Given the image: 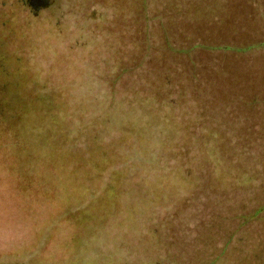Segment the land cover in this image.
<instances>
[{
    "label": "rangeland",
    "instance_id": "1",
    "mask_svg": "<svg viewBox=\"0 0 264 264\" xmlns=\"http://www.w3.org/2000/svg\"><path fill=\"white\" fill-rule=\"evenodd\" d=\"M220 1L226 36L214 13ZM237 2L245 20L234 15ZM38 19L13 20V54L0 53V264H14L7 252L23 229L41 244L76 242L59 264L73 256L78 264H264V211L243 215L251 190L161 171L167 145L159 137L156 156L146 140L157 110L168 108L141 116L140 107L159 103L157 83L184 76L189 59L201 80L217 67L264 74V0H57ZM211 21L216 30L201 32L198 23ZM220 88L204 112L215 113L211 126L222 129L226 116L215 109L229 102L247 124L264 120L245 106L249 92ZM25 259L17 263L35 262Z\"/></svg>",
    "mask_w": 264,
    "mask_h": 264
},
{
    "label": "trees",
    "instance_id": "2",
    "mask_svg": "<svg viewBox=\"0 0 264 264\" xmlns=\"http://www.w3.org/2000/svg\"><path fill=\"white\" fill-rule=\"evenodd\" d=\"M186 62L188 63V66L191 67L190 70L187 71L184 76H182V78H186V77L192 78L191 83H186L187 92L192 95L194 91L196 90L198 91V88L195 85H204L205 83L201 81L200 76L196 72L197 69L195 67L198 66L197 63H193L192 61H190V59L189 62L188 61ZM214 67L216 66H213V68ZM225 68L226 67H217L214 70L219 75L226 76L227 74H230V70L228 72ZM172 77L174 78L175 76L173 75ZM263 78H264V74H263ZM203 91L204 92L206 91L205 88H203ZM156 93L160 95L159 97H161L162 94H164V90L157 89ZM198 95H200V93ZM159 97L157 98L158 102L159 103L162 102L164 104L160 105L159 103L153 102V104L148 103L140 106L144 112V113L141 112L142 114L141 116L143 115L147 116V111H150V109L156 110L162 107L168 108L167 110H165V112L164 111L160 112L157 110L156 115H154L156 122L155 123L156 130L153 132L151 131L150 137L147 140L144 134L142 135V137H143V141L146 140L148 144L155 142L153 143V146L150 147V152L154 153L156 156L161 153V151L159 149H156L155 147L156 145L157 146L160 145V144L158 145V143L160 142L158 141L159 137L161 142L167 145L168 152L165 153L163 158L159 156V158H162L160 160V163L162 164L161 171H163L164 169L168 170L171 177L174 179L177 178V182H178L180 178L182 179V177L184 179L190 178V176L192 175L191 165L194 162L201 159L210 160L212 158V151L215 144V140L212 136V133L213 134L216 133L212 132V130L208 128L209 125L208 119L209 120L212 119L215 122V119L213 118L214 116L216 118V115L214 113L210 116L208 115L209 118L206 117L204 115V112L206 110L208 111L213 109L207 108L203 104L202 99L194 96V94L192 95V98H194L192 104L183 103L180 99L179 91L165 96L164 98H162V100ZM253 98L251 100H248L246 103L245 102L240 103L239 106H242L245 103V106L251 110L254 116L260 115L259 114L260 109L264 111L263 108L264 97L261 98L260 95H258L257 98L254 99ZM195 103H197V105H195ZM232 103L233 102H229L227 103L226 106L223 105L221 106V108L215 109V111L220 110L227 114ZM250 120H256V119L250 118ZM256 121H260V120H256ZM236 122L237 123L240 122V118H238ZM260 122H261V127H259V129L262 130L264 129V120ZM216 123L217 122H215V124ZM219 124L220 126L222 125L221 123ZM249 125L251 126V123H248V126ZM163 132L165 134L162 136ZM153 134H155V136H153ZM233 137L234 134L230 138L231 140L230 143L236 144L238 138L233 139ZM249 145L252 146V143H250ZM244 149L249 153L250 158L253 160V166H256L257 169L262 168L264 170V163L262 162V164L260 165L258 163L259 161L255 150L257 148H249L248 146L245 147ZM158 151H160L159 154ZM253 184L255 187H257L258 191H260L259 193H262V191L264 190L263 172L258 178L253 180ZM251 194L254 193L251 192ZM255 199L256 196H254L251 200L253 202L250 207L251 211H248L247 213L243 214L245 215V217H248L249 219L257 218L260 215V213L264 211V201L257 202L255 201ZM40 218L41 216L37 213L35 214V217L31 218V220L34 219L36 221L37 219ZM19 220L20 221L24 220L26 222L27 218L24 217V215L19 214ZM22 226L24 227L23 224ZM23 231L17 234L16 237H18V239L15 240L16 243H13L15 244V246L14 247L11 246L12 248L10 247L12 251L7 252V257L9 256L10 253H15L16 259H14L13 261L14 264H18L17 263L18 260L24 258L30 259L31 257L34 258L31 261H35L32 264H44L45 261L41 257L39 256L37 257V255H41L39 252H44L43 253L44 257L50 259L49 262H47L48 264H59L58 262H61L60 260L62 255L61 253H71L73 249L78 246L74 241H73V245L69 244L70 243L69 239L68 240L66 239V242L62 244L53 243L51 240L48 241L49 243L43 242L41 244L37 242V235H34L32 233L33 236L28 237L29 234L26 233L24 229ZM232 234H233L232 239L240 240L239 234L237 235L236 232H233ZM7 245L8 244H5L3 246H7ZM81 260L82 258L73 256L69 259V262L71 261L73 264H78L77 261H81Z\"/></svg>",
    "mask_w": 264,
    "mask_h": 264
},
{
    "label": "water",
    "instance_id": "3",
    "mask_svg": "<svg viewBox=\"0 0 264 264\" xmlns=\"http://www.w3.org/2000/svg\"><path fill=\"white\" fill-rule=\"evenodd\" d=\"M224 3V4H223ZM226 1H220V6L217 7V11L214 13H217L219 15V25H217V28H219L222 32L221 36H226L229 33H231V22L230 20L225 17L224 14L221 11L220 8L225 7ZM229 3V2H228ZM242 2H237V9H235L234 15L237 13V17H242L243 20H245V12L243 11L244 7H241ZM253 9L255 7L253 6ZM233 15V20L235 21L238 27H241L243 24L240 23L242 21L237 20L235 16ZM213 20V19H212ZM244 22V21H243ZM257 20L255 19V16L253 17V21L250 22L251 25H256ZM200 28V31L206 30V28H209L210 30H216V25L214 21H211L209 24V27L206 26V23L201 22L198 23ZM176 40V39H174ZM165 67H172L169 65H166ZM191 67V66H187ZM206 67V66H204ZM238 75V76H237ZM236 74H227L226 76H221L218 73H216L215 70H211L209 72V75L202 78V80H205L204 85H195L198 88V91H194V96L202 99L203 104L210 108V106L215 105L213 102V98L218 96L221 93V86L229 87L231 86H239L242 88V90L249 92L247 97L248 100H251L254 96H258L259 93L263 92L264 88V78L263 73L259 72H253V73H237ZM201 80V81H202ZM192 78L186 77L182 78L178 76L176 79L165 77L164 81H160L157 83V85L154 88V92L156 93L157 89L164 90V93L166 95H170L171 93H176L177 91L180 92V99L183 103L192 104L194 101V98H192V95L187 92V84L191 83ZM218 85V86H217ZM218 87V91H217ZM203 88H205V92L203 91ZM146 93V91H144ZM143 93V92H142ZM200 93V95H198ZM157 94V93H156ZM158 95V94H157ZM213 95V97H209ZM195 97V98H196ZM209 97V98H207ZM261 98L264 97V92L262 95H260ZM162 98V97H159ZM217 99V98H216ZM247 100V101H248ZM221 108V107H219ZM217 108V109H219ZM223 112V111H222ZM226 116V119H224V123L221 125L222 129L217 128L216 126H211L212 124H215V122L211 120V123H208V128L212 130V132H215L216 134L212 133V136L215 140V144L212 151V158L210 160L207 159H201L197 160L191 165L192 175L193 178H197L198 180H203L204 178H212L214 180H217L219 182L224 181L226 185H228L233 190L235 188L237 189H244L249 188L251 192L254 194H251V200L254 196L258 195L260 191H258L257 187L254 186L253 180L258 178L262 172L264 173V170L257 169L256 166H253V160L250 158L249 153L245 151V147L249 148H257L256 153L258 157V163L259 165L264 163V129L260 130L259 127H261V122L256 120H250L251 126H247L246 119H241L243 116L241 113V109L239 108H232L230 106L229 111L227 114L223 112ZM236 113H239L238 116ZM238 116V117H237ZM240 118V122H236V120ZM219 131V132H218ZM231 131V132H230ZM234 134V138H238L237 143H230V138ZM252 143V146L249 144ZM231 148V149H230ZM230 149V150H229ZM254 150V149H253ZM79 164V165H78ZM206 166L212 167L210 176V171L203 170L202 168ZM80 168L81 170H87L89 168V165L87 163H77L76 169ZM231 169H234L233 172H231ZM229 171V172H227ZM203 174H206L203 175ZM204 177V178H203ZM206 180V179H204ZM246 181L245 185L240 186L241 182ZM232 197V195L230 196Z\"/></svg>",
    "mask_w": 264,
    "mask_h": 264
},
{
    "label": "flooded vegetation",
    "instance_id": "4",
    "mask_svg": "<svg viewBox=\"0 0 264 264\" xmlns=\"http://www.w3.org/2000/svg\"><path fill=\"white\" fill-rule=\"evenodd\" d=\"M56 4L57 0H0V53L2 58H10L13 54L11 50L14 44L12 43L14 37L11 34L13 20L24 19L29 15L33 19H38L42 13L53 11Z\"/></svg>",
    "mask_w": 264,
    "mask_h": 264
}]
</instances>
